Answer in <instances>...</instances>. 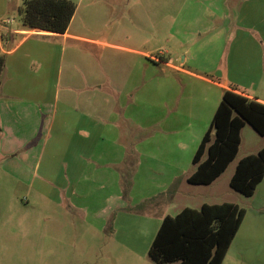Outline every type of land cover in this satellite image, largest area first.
<instances>
[{
  "label": "rangeland",
  "instance_id": "rangeland-1",
  "mask_svg": "<svg viewBox=\"0 0 264 264\" xmlns=\"http://www.w3.org/2000/svg\"><path fill=\"white\" fill-rule=\"evenodd\" d=\"M72 1L76 10L70 30L102 42L86 43V50L91 71L103 81L100 95L108 100L103 110L105 124L91 131L87 159L73 168L67 166L71 151L65 145L66 134L62 137L58 130L43 129L30 152L31 145L27 149L12 146L15 134L23 135L21 126L11 123L0 130V264H175L156 263L148 256L164 215H175L184 205L198 208L201 202L223 199L254 211L264 200V186L256 192V200L253 196L250 201L229 185L238 158L261 139L248 123L237 157L216 181L193 184L182 180L194 169L192 156L201 137L195 141L193 134L167 131L163 100H172L168 79L177 78V72L164 62L172 57L179 63L187 56V67L210 76L191 58L196 64L208 65L215 58L213 48L227 55L230 47L247 45L250 55L237 56L258 70L263 13L254 12L250 5L254 0ZM22 6L23 0H0V24L13 19L11 26L22 25ZM231 17L232 22H224ZM244 17L251 19L249 36L241 30L247 23ZM220 27L225 29L223 35L217 34ZM37 34L29 42H36L38 50L22 63L20 84L6 80L3 89L11 91L12 98L38 95L36 83L44 80V58L51 62L53 54L46 51L59 50L51 32ZM94 61H98L97 67ZM52 72L48 68L45 79L53 83ZM129 113L132 118L126 117ZM35 121L24 122L26 134ZM173 136L185 143L184 154H173L167 165L154 162L163 157L148 153L145 146L160 147ZM13 148L29 151L35 159L18 162L13 154L19 152ZM177 172V180L166 184ZM262 205L257 207L263 217L261 231L247 237L250 227L244 235L246 254L242 258L230 254L222 264H264V202Z\"/></svg>",
  "mask_w": 264,
  "mask_h": 264
},
{
  "label": "crops",
  "instance_id": "crops-1",
  "mask_svg": "<svg viewBox=\"0 0 264 264\" xmlns=\"http://www.w3.org/2000/svg\"><path fill=\"white\" fill-rule=\"evenodd\" d=\"M250 5L254 9V12L263 13L262 18L264 20V0H254ZM248 18L249 17L243 18L247 23L244 24L243 29L241 30L246 32L249 36L248 30H250L252 23H249L251 22V19L248 21ZM227 19H229V22H232V17L226 18L224 22H227ZM11 20L12 21L6 20L4 24H0V54H4L5 56V65L1 73L0 82V130L4 131V128L11 123L18 124V127L21 126L23 135H21V132H19L20 134H15L14 139L12 140V146L20 145L22 146V149H27L28 145H31V147L27 149L30 152L37 146L36 141H38V135L43 129L50 133L53 132V130H58V133H60L62 137L66 134L65 145L67 150L71 151L68 156L66 155L67 160L69 161L67 166L73 168L78 163L82 161L85 162L87 159L86 151L89 149V135L91 131L99 130L100 127H103L105 124L103 110L105 111L108 100L105 96L102 97V95H100V87L102 86L103 81L98 77L96 72L91 71V62H88L90 52L86 50V47L88 46L87 44L90 46V44L102 42L72 32L70 30L71 19L69 26L64 33L51 32L53 36H55L54 45L59 46V50L46 51L47 54H53L50 58L51 62H48V57L44 58L45 68L43 76L41 77L44 80L39 79L36 83L37 86H39L37 87L38 95L34 96V98L27 97V99L26 96L12 98L13 95L11 94L13 93L6 88L3 89L6 80L13 84H20L18 78L21 77L19 69L21 68L22 63H24L26 58L35 56L36 51L38 50L36 42H29L30 38L34 35L39 36L37 33L47 36L46 34L50 33V31L28 28L23 25L11 26L13 19ZM234 22L235 21H233V23ZM223 30H225L224 27H220V31L217 34L223 35ZM24 44H26V47L21 52V47ZM108 44L115 49L118 47V45L115 44ZM213 50L216 51L215 58L211 60L208 65L206 63L200 65L199 63L196 64L195 58H191V61H194V65H198L201 70L206 71L205 73L208 72L210 76L195 71L190 66L187 67L186 64L189 63L187 61V56L186 58H182L179 63H174L172 57H169L164 62L168 67L177 72V78L169 77L167 85V89L170 88L173 91L174 96L172 100L165 97L163 100V115L166 113L168 116V119L165 120L166 125L168 126L167 131L172 135L180 134V136H182L185 134H193L195 141L198 137L202 138L211 122L225 89H233L238 93L244 94L248 98L257 99L264 103V40L261 39L260 43H258L257 55L260 61V67L258 66V70H254L252 64L249 62H241L239 60L240 57L237 56L240 54L250 55V47H247V45L244 47H234L232 49L230 47L227 55L223 53L224 50L219 54V48L218 50L213 48ZM135 51L143 53L139 50ZM222 62L224 65L223 68H221ZM98 64V61H94L93 66L97 67ZM48 68H53V72L50 73V75L53 74V83L50 82V79H45ZM4 76L5 79L3 81ZM109 104L111 103L109 102ZM166 109L167 112H165ZM126 117L132 118L130 113ZM33 119L36 121L32 123L30 127L31 132L28 135V133H25L28 126L25 127L23 124L25 121H28V123L29 121L32 122ZM56 124L58 127L54 128ZM244 128L245 126L241 129V141L237 155L243 142L242 135ZM103 130L104 128L102 131ZM194 139L192 140V143H194ZM263 146L264 137L261 136V139L241 154L238 160L245 155L258 152ZM145 149L150 154L152 151L156 152V154L160 153V156L163 158L156 159L154 162H160L162 165H167L171 159L169 157L173 154H176L178 157L183 155L186 151L185 143L181 144V139L178 136H173V138H170L167 143L160 144V147L152 145L151 147L145 146ZM15 150L19 153L13 154V157L17 159L18 162L23 161L27 163L30 158L35 159V157L31 156V153H28L29 151L24 150V152H20L18 148H13L12 151ZM29 154L30 157H28ZM35 162L37 163V161ZM150 164L153 165L152 159H150ZM235 166L230 172V177L234 172ZM227 168L228 166L226 169ZM193 170L184 175L182 180L188 182L187 178ZM28 171L29 170L27 169L25 174ZM222 173L214 181H216ZM177 176L178 172L171 174L166 180V184L170 183L169 181L173 182L174 180H177ZM181 176L182 175H180L179 172V177ZM263 184L264 177L256 186L254 193L251 196H245L244 198H248V200L251 201L253 200V196H255V201L257 197L256 192L263 188ZM173 194L177 196L178 190H175ZM226 201L244 207L246 212L239 229L231 241L224 259L230 254L237 258H242L243 254H246L244 247L247 240H244V235L247 233V229L251 227V232H248L247 237L257 235L262 229L263 217H261L259 213L261 210L259 208L263 207L262 202H264V200L259 206H257L259 208L256 207L254 211H251L253 208H247L243 203L241 204L233 200L223 199L214 203ZM202 203L204 202H201L200 205ZM186 206L188 205L182 206L181 209Z\"/></svg>",
  "mask_w": 264,
  "mask_h": 264
},
{
  "label": "trees",
  "instance_id": "trees-1",
  "mask_svg": "<svg viewBox=\"0 0 264 264\" xmlns=\"http://www.w3.org/2000/svg\"><path fill=\"white\" fill-rule=\"evenodd\" d=\"M76 10L72 0H23L21 23L55 33H64ZM5 56L0 54L1 73ZM250 124L264 137V103L233 89H225L211 122L192 157L193 172L187 180L210 184L237 155L241 129ZM264 177V146L240 158L229 185L244 196H251ZM245 208L233 202L202 203L186 206L161 220L148 256L156 263L222 264L225 254L245 216Z\"/></svg>",
  "mask_w": 264,
  "mask_h": 264
}]
</instances>
